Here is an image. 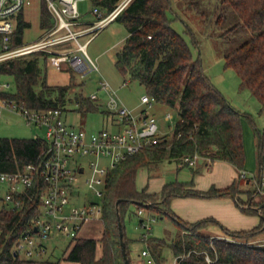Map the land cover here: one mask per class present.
<instances>
[{
  "label": "trees",
  "instance_id": "trees-1",
  "mask_svg": "<svg viewBox=\"0 0 264 264\" xmlns=\"http://www.w3.org/2000/svg\"><path fill=\"white\" fill-rule=\"evenodd\" d=\"M93 1L105 16L121 0ZM185 2L190 7L194 6L195 12L204 14L207 19L213 15V22L223 30L221 35L228 37L226 67L238 73L241 87L250 89L264 108V0ZM170 12H174L172 0H132L116 18L127 29L125 43L117 53L116 64L124 76L142 84L146 93L156 102L178 108L180 117L173 136L170 138L165 135L158 144L146 147L110 170L103 195V235L100 239H74L67 260L80 264H126L120 237V215L127 256L129 264H132L130 244L134 240L128 237L124 224L128 205L136 203L140 207L147 206L149 210L165 213L159 204H146L149 198L154 199V194L148 193L146 189L138 190L136 177L141 168L165 160L176 161L179 168L187 167L183 159L198 153L212 160L228 161L238 169H244L246 155L242 114L213 84L204 71L200 56L194 57L190 42L173 27L175 18L169 16ZM42 20L44 24H52L46 4L42 7ZM30 26L21 12L17 17L13 45L24 42V31ZM187 26V32L192 34L191 42L198 46L196 36ZM47 63V54L41 52L0 62V74L15 79L14 92H0V96H13L34 109L63 110L71 85L49 84L45 72ZM77 101L82 102L81 99ZM83 101L89 104L90 109L96 108L92 99ZM45 145V141L40 138L0 136V172L16 171L37 161ZM262 179L261 169L256 174V180L261 183ZM244 180L248 178L239 179L238 184L224 189L212 187L206 193L210 197L236 196ZM199 193L202 191L190 188V183L178 181L165 184L161 192L163 209L169 211L181 230L171 244L174 256L188 255L179 264H264V247L248 244L252 237L264 231V207L260 211L262 219L259 226L248 231L226 229L227 235L237 241L233 242L201 232V229L217 223L216 219L210 217L190 223L170 210L169 202L173 197ZM258 193V189L250 192L254 205H257L253 199ZM119 199L125 201L117 206ZM263 204L264 201L258 205ZM251 205L243 208L244 211L256 213ZM40 212L39 202L28 198L20 208H0V226L4 230L0 241V264H36L32 259L21 258L16 253V245L22 235L32 228ZM143 240L148 242L149 251L156 263L165 264L162 257L164 241L156 238L148 241L147 236ZM99 243L102 247L100 257L97 256ZM207 256L212 259V263H208Z\"/></svg>",
  "mask_w": 264,
  "mask_h": 264
},
{
  "label": "built area",
  "instance_id": "built-area-1",
  "mask_svg": "<svg viewBox=\"0 0 264 264\" xmlns=\"http://www.w3.org/2000/svg\"><path fill=\"white\" fill-rule=\"evenodd\" d=\"M82 1L85 0H44L54 20L50 30L36 42L13 45L17 17L31 4V0H0V62L41 52L47 54L48 61L58 70L71 69L79 72L81 77L99 71L98 63L88 53V45L96 33L116 20L132 0H122L105 16L94 6L93 12L98 20L93 23L81 21ZM87 35L91 36L81 42L80 38ZM68 41H75L73 50L62 53L54 50L55 46ZM102 86L107 90L110 88L108 82H102ZM10 89L13 93L10 83L0 84V92H8ZM91 99H97V95L93 94ZM154 102L155 99L146 93L141 97L144 108H129L119 98L117 91L112 89L108 101L111 119H108L103 129L89 132L67 123L60 108L34 109L13 96H0V119L8 111L23 117L28 125L45 129L44 136L37 137L46 143L37 161L16 171L0 172V208H20L26 198L40 204L41 212L32 228L22 235L16 245L17 254L32 258L44 252L42 241L56 231L73 240L77 239L86 222L101 217L102 206L95 202L76 205L71 198L72 192L89 168L91 173L85 182L96 191L97 196L103 197L110 170L128 157L162 140L165 135L161 134L158 121L151 114ZM172 118V113L165 116L166 121ZM87 157L88 166L84 163ZM202 157L195 153L183 161L188 167H194ZM240 177L246 179L249 175L247 171L241 170ZM263 179L261 183L256 182L259 193L264 189ZM144 211V207H140L138 216L141 217ZM141 225L150 229L145 220ZM3 232L0 226V241ZM142 254L149 257L150 264L156 263L148 250ZM180 257H177L176 262L181 260ZM207 261L212 262V259L207 256Z\"/></svg>",
  "mask_w": 264,
  "mask_h": 264
},
{
  "label": "rangeland",
  "instance_id": "rangeland-1",
  "mask_svg": "<svg viewBox=\"0 0 264 264\" xmlns=\"http://www.w3.org/2000/svg\"><path fill=\"white\" fill-rule=\"evenodd\" d=\"M44 4H46L44 0H31V4L27 5L23 11L24 19L31 24L24 31L23 39L25 44L38 41L52 26V24H44L42 20V7ZM172 5L174 12H176L169 13L170 17L175 18L172 23L173 27L190 42L194 57L200 56L204 71L210 77L213 84L227 96L232 106L242 114L243 141L246 155L245 167L247 168L249 177L259 174L264 157V108L250 89L241 87V78L238 73L234 69L226 67L225 51L228 49V37L225 38L221 35L223 30L213 22V15L207 19L204 14L195 12L194 6H188L185 0H172ZM94 6L93 0L80 2V19L82 22L93 23L98 20L97 15L93 12ZM187 25L190 26L196 36L198 46L191 42L192 34L187 32L189 28ZM90 36H82L80 41L85 42ZM126 36L127 29L119 20H114L105 28L98 31L89 43L87 50L89 55L98 63L99 71L90 72L84 77H81L79 72L72 71L71 69L58 70L48 61L45 72L47 73L49 84L71 85L70 91L67 94V102L63 106V117L70 125L84 128L89 132L103 129L107 125L108 119L112 117L108 110V101L112 89L117 91L119 98L127 107L138 110L145 107L141 104V97L146 94L145 87L138 81H133L128 76H124L116 64L117 53L124 45ZM228 36L232 37L230 34ZM75 46V41H68L55 46L54 50L62 53L73 50ZM102 82H108L110 88L108 90L105 89L102 86ZM4 83H10L12 89L15 90V79L13 76L0 74V84ZM93 94L97 95V99H92L96 108L90 109L89 104L83 100L91 99ZM78 99H81L82 102H78ZM168 113H172L173 118L166 121L165 116ZM151 114L155 115L161 134L169 135L171 138L180 117L178 108L155 101ZM44 134L45 129L28 125L23 117L16 114H5L0 120L1 137L37 138L38 136H44ZM84 163L88 166V157L84 159ZM176 167V161L165 160L153 166L143 167L138 171L136 177L137 188L155 193L154 199L149 198L146 204H160L159 201L162 200L161 188L158 185L167 175L177 172ZM90 173V169L88 168L87 173L81 176L79 186L72 192V201L76 205L95 202L103 206V197L97 196L96 191L85 182V178ZM243 183L244 187L248 186V191H255L258 188L252 184L249 186L245 180ZM102 189L103 187H101ZM258 194L255 195L257 196ZM171 201L169 202L170 205ZM139 206L136 203H130L128 205L129 210L124 217L126 233L131 240H134L131 244V249L133 259L136 260L135 264H150L149 257L142 255V250L148 248V242L143 240L144 236H147L148 241L155 238L163 240L162 257L165 264H179L180 259L176 262L177 257L174 256L171 247V244L181 232L176 221L172 218L171 214L160 213L157 210L145 208L146 212L143 218L150 225V229L147 230L140 223L141 217L138 216ZM178 210L183 211L180 208ZM245 214L248 213L245 212ZM150 215L152 216L151 218ZM251 215L258 214L254 213ZM85 224L84 226L88 229L82 235L88 237L101 235L102 221L100 219H93ZM91 226L92 228L89 229ZM202 233L212 235L206 229H203ZM51 235L50 239H44V244L50 251L57 245L56 256L62 257L71 240L60 232L52 233ZM219 238L237 242L227 235V233ZM248 244L264 247L263 241L253 237ZM20 256L21 258H25L24 254ZM180 256L181 260H185L188 255L182 254Z\"/></svg>",
  "mask_w": 264,
  "mask_h": 264
},
{
  "label": "crops",
  "instance_id": "crops-1",
  "mask_svg": "<svg viewBox=\"0 0 264 264\" xmlns=\"http://www.w3.org/2000/svg\"><path fill=\"white\" fill-rule=\"evenodd\" d=\"M5 114L8 115V114H13V113L7 111L5 112ZM263 167H264V163L262 162V170H263ZM244 168L245 169L243 170L247 171L246 170L247 168L245 166ZM176 169L178 170L177 172L167 175L165 179H163L162 182H160V184L158 185L161 188V192L165 184L170 183V182H175V181L190 183V188H193L198 191H202V193H199V194H194V195H189V196H177L171 199L172 203L171 205L169 204L170 210L171 211L173 210L172 212L175 213L180 218H182L183 220H186L187 222H190V223H194V222L203 220L208 217H212L216 219L218 221L217 223L211 224L203 228L204 230L206 229L212 234L210 236L215 237V238H219L222 235L226 234V229H229L232 231H240V230L248 231V230H252L253 228L259 226V224H261L262 216L260 214V211L262 209V205L260 206L258 204L264 201V192L261 194H258L257 196H254L253 202H257V205H254L251 202L252 200H251L250 192H253V191H248V186L244 187L245 186L244 183L240 184V191L237 193L236 196L225 195V196L210 197L206 193L212 187H215L217 189H224L233 184H238L239 179H244L240 177L241 170L238 169L236 166H234L232 163L225 161V160H212L210 157L203 156L198 161V164L194 167L187 166V167L179 168V165L177 163ZM256 182H257L256 175H254V176L248 177L246 184H248L249 186L251 184L253 186H257ZM147 192L151 194H155L148 190ZM159 203H160L159 205L162 207L161 210L165 212L166 214H169L168 213L169 211L163 209L162 200L159 201ZM246 205H249V206L251 205V208H255L256 214H258L259 216L251 215L254 213L245 214V211L243 208H245ZM146 207H144V209ZM178 208H180L183 211L182 212L179 211ZM145 212H146V209L144 211V214ZM144 214L141 216L142 218L141 220H145L143 218ZM151 217L152 216L150 215V218ZM93 219H100L102 221L101 217H97ZM93 219L89 220L87 223H89ZM90 228H92V226L89 227V229ZM87 229L88 228L83 226L80 232L79 238L100 239L104 231L103 222H102V230H101L100 236H89L88 237V236L82 235V233L86 232ZM203 229H201V232ZM56 232H53V234ZM263 233L264 231H261L259 234L255 235L253 238L255 239L257 238V240H261L264 242ZM51 237L52 235L47 239H50ZM67 237L68 239L71 240V242L67 246L66 250L63 252L62 257L56 256L57 245L55 246V248H53V250L50 251L45 246L44 240H43L42 244L45 248V251L34 256L35 259H32V260L36 261V264H80L77 261L67 260L68 253L74 244L73 242L74 240L71 239L69 236ZM131 244H130V248H131ZM144 250L149 251L148 248H144L142 252ZM101 255H102V247L99 243V246L97 249V256L100 257ZM131 257H132V264H135L136 260L133 259L132 249H131Z\"/></svg>",
  "mask_w": 264,
  "mask_h": 264
},
{
  "label": "water",
  "instance_id": "water-1",
  "mask_svg": "<svg viewBox=\"0 0 264 264\" xmlns=\"http://www.w3.org/2000/svg\"><path fill=\"white\" fill-rule=\"evenodd\" d=\"M52 21H54V20H52ZM82 171H83V169H82ZM124 201H125L124 199H119L117 202V206ZM262 207H264V204L262 205ZM119 219H120L119 220V227H120V237H121L122 250H123L124 257L126 259V264H129V260H128V256H127V249H126V242L124 240V233H123V229H122L123 224H122L120 215H119ZM141 221H143V220H141Z\"/></svg>",
  "mask_w": 264,
  "mask_h": 264
}]
</instances>
